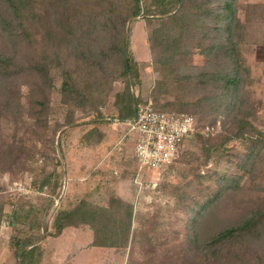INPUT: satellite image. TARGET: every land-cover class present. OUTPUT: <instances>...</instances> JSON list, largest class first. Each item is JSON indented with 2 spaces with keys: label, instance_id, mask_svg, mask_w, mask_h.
Masks as SVG:
<instances>
[{
  "label": "trees",
  "instance_id": "trees-1",
  "mask_svg": "<svg viewBox=\"0 0 264 264\" xmlns=\"http://www.w3.org/2000/svg\"><path fill=\"white\" fill-rule=\"evenodd\" d=\"M238 10L239 0H0V172H20L31 150H37L36 142H48L51 97L56 90L53 69L62 77L58 92L67 108L66 126L74 127L77 112L102 118L99 108L118 81L124 90L114 96L115 120L134 119L144 102L135 94L141 77L130 49L132 24L137 19L156 23L148 40L152 51L163 53L159 60L163 79L157 89L172 86L176 93L175 100L164 105H158L161 99L156 96V108L196 118L193 138L202 142L207 160L217 152L239 162L234 174L217 171L215 188L186 216L189 231L184 244L179 249L154 250L149 264H264V196L241 221L210 235L202 231L223 196L252 182L256 161L264 153L262 133L247 118L234 115L238 106L247 103L251 74L242 57L245 27ZM193 49L209 59L208 67L190 66ZM26 114L35 121L26 135L31 149L17 132L12 138L2 133L3 123L17 125ZM217 121L223 130L213 137L205 129ZM94 133L98 132L88 138L97 146L103 137L94 140ZM60 139L52 141L55 150ZM232 143L245 152L232 153ZM181 152L179 162L186 161L187 153ZM57 170L43 175L40 190L58 189L57 203L62 204L67 181L61 182ZM54 203L51 198L41 222L22 233L16 225L27 223L31 212L25 217L22 212L6 216L5 203L0 201V225L5 220L15 231L9 247L19 264H27L32 251L48 237H59L71 227L88 226L94 247L132 252L133 204L118 197H111L107 206L80 200L57 211L50 232L45 221Z\"/></svg>",
  "mask_w": 264,
  "mask_h": 264
},
{
  "label": "rangeland",
  "instance_id": "rangeland-1",
  "mask_svg": "<svg viewBox=\"0 0 264 264\" xmlns=\"http://www.w3.org/2000/svg\"><path fill=\"white\" fill-rule=\"evenodd\" d=\"M238 16L245 27L242 57L251 74L246 91L247 103L238 106L234 115L247 118L264 137V0H239ZM154 24L156 23L143 19L133 22L130 49L141 77L135 94L142 102H151L156 107V96L161 99L158 105H164L173 102L176 93L172 86L169 90L161 87L157 89V84L163 79V68L159 62L163 53L150 48L148 37ZM193 51L195 54L188 59L190 66L208 67L209 59L199 54L196 49ZM52 75L56 90L51 97L48 142H36L37 150H31L32 154L26 158L20 172H0V201L5 203L6 216L22 212L21 217H25L31 212L27 223L16 225L20 232H27L31 228L30 224L41 222L49 201L51 198L55 199L45 221L50 232H53L54 219L60 208L64 209L80 200L107 206L111 197L122 199L118 195L120 192L126 199L122 200L135 207L136 236L132 252L124 249L120 250L119 255L125 264H149L154 250L162 252L165 249H179L189 231L186 228L189 218L186 216L198 209V202L211 192L210 189L215 188L217 171L234 174L239 160L227 158L217 152H212L207 160L202 142L199 138H191L181 150L187 153L186 161L179 162V154L177 161L167 172L143 173L142 185L138 187L135 184L138 163L135 160L134 136L124 139L126 128L115 120L118 110L114 96L124 90L123 82L114 84L111 97L99 108L102 118L77 112L74 127H68L65 124L67 108L61 103L58 92L62 77L55 69ZM26 89V86L23 87L24 92ZM34 124V119L26 114L17 125L3 123L2 133L12 138L13 133L17 132L16 136L22 137L31 149L30 139H26V135ZM222 130L223 125L217 121L213 127H207L205 132L217 137ZM93 132H98L94 133V140L99 136L103 137V141L97 146H93V139L88 138ZM59 138L60 146L55 150L52 141L57 143ZM230 147L232 153L245 152V148L238 143H232ZM255 166L256 173L251 177L252 182L248 187L221 198L218 207L202 226L204 235L213 234L241 221L248 211L260 206L264 196V153ZM54 168L58 169L61 182L67 181L61 191L62 204L57 203L58 189L57 193L40 190L43 175L50 174ZM199 177L203 178L198 180ZM245 179L248 180L247 176ZM70 181H74L71 186ZM81 230L71 229L64 237L53 241L51 253L57 255L56 264H61L68 249L72 252L79 251L85 243L92 241V230ZM14 233V229L4 220L0 225V240L2 238L10 242ZM115 252L117 251L111 249L84 251L71 262L62 264H101L102 256L105 257L103 264H116L108 260V255Z\"/></svg>",
  "mask_w": 264,
  "mask_h": 264
},
{
  "label": "built area",
  "instance_id": "built-area-1",
  "mask_svg": "<svg viewBox=\"0 0 264 264\" xmlns=\"http://www.w3.org/2000/svg\"><path fill=\"white\" fill-rule=\"evenodd\" d=\"M119 124L126 128L124 139L134 136L135 160L139 168L136 184L140 186L143 173L167 172L175 164L197 126L191 114L161 110L151 102L141 104L134 119Z\"/></svg>",
  "mask_w": 264,
  "mask_h": 264
},
{
  "label": "crops",
  "instance_id": "crops-1",
  "mask_svg": "<svg viewBox=\"0 0 264 264\" xmlns=\"http://www.w3.org/2000/svg\"><path fill=\"white\" fill-rule=\"evenodd\" d=\"M134 150H135V146H134ZM138 172H139V168H138V170L136 172V175H135V184H136V181H137ZM70 186H71V184H70ZM118 195L122 199L126 200L125 197H123V194L122 193L118 192ZM84 228H89V227L85 226ZM84 228L83 227H81V228L79 227V228H76V229L79 231V230L84 229ZM71 229H74V228L73 227L67 228L63 232V234L61 236H59V237H48L44 241V243H42L41 245H39L38 247H36L32 251V254H31L30 258L27 261V264H47L48 262H51V261H52L51 264H56V262H57V255H56V253H53V254L51 253V249H52L51 247L54 246L53 245V243H54L53 241H56L58 239H61ZM92 238H93L92 241H90L87 244L85 243L81 247V249H79V251H73L72 252V251H70V249H68L67 250V253H66L65 257H64V260H61V264L64 263V262L65 263L71 262L72 260H74V257L75 256H77L79 253H83L84 251H93L94 249L95 250L97 249V251H99V250L105 249V248L94 247L93 246L94 236H92ZM111 250H115L117 252H115L114 254H111L110 256L108 255V260L114 261L116 264H125V261L123 262L119 258L120 250H116V249H111ZM104 259H105L104 256H102L100 258L101 264H103ZM0 264H19V261L17 259V255H16L15 250L9 247V240L8 241L7 240L5 241L2 238L0 240Z\"/></svg>",
  "mask_w": 264,
  "mask_h": 264
}]
</instances>
